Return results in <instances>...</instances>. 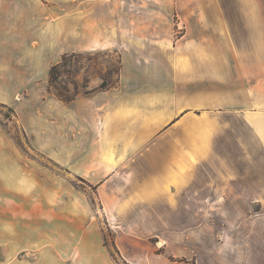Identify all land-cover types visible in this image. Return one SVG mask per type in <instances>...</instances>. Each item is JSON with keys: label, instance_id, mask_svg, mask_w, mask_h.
<instances>
[{"label": "crops", "instance_id": "obj_1", "mask_svg": "<svg viewBox=\"0 0 264 264\" xmlns=\"http://www.w3.org/2000/svg\"><path fill=\"white\" fill-rule=\"evenodd\" d=\"M75 4L43 42L0 40V102L65 173L0 122V264L41 249L43 264H114L100 217L125 264H264V0ZM68 44L117 53L118 85L70 103L26 92L15 65Z\"/></svg>", "mask_w": 264, "mask_h": 264}, {"label": "rangeland", "instance_id": "obj_2", "mask_svg": "<svg viewBox=\"0 0 264 264\" xmlns=\"http://www.w3.org/2000/svg\"><path fill=\"white\" fill-rule=\"evenodd\" d=\"M76 2H81V0H21V3H25V6L20 7L19 13H12L7 7H4L2 15H0V40L4 41L12 39L13 35L16 37L17 32H19L18 34L21 42H43L42 37L47 34V32H45L46 30H44V25L45 22L48 21L49 15L55 13V17L51 20L57 19L63 14H67L68 17L74 20L76 14ZM87 2L88 1H83V3ZM177 21L178 17H174L173 22L176 25ZM29 24L36 26V29L27 30L26 27H28ZM17 25L19 26V31ZM13 29L14 34H12ZM183 31L184 30L175 28L174 32H172L173 38L176 39L183 35ZM34 33L37 37L29 39V36ZM69 35L73 34L69 33ZM163 35H166V33ZM51 42L54 44V41ZM69 44L68 46H62L59 48L56 56H53L51 63L39 65L20 63L15 65L20 73V83L26 87V92L30 91L33 94L34 91H37L40 93L43 89L44 93H42L45 96L47 95L46 97L51 95L58 98L56 96L58 92H62L64 95L70 97L75 96L77 92L79 95L88 96L86 95L87 92H91L92 94L95 93L96 90H100L101 85L104 82H106L107 88H113L118 85L121 59L117 53L108 50H96L84 54H76L75 52H72L74 47L71 48V45ZM66 50H69V54H67L69 57L59 69V73L56 77L57 80L52 79L50 81L49 75L51 68L62 61V53ZM73 82L76 83L77 88ZM66 88L69 90V93H67ZM20 94L15 97L16 100H23L28 96L25 93ZM25 112H27V110ZM16 116V112H12L10 106L0 102V122L10 132L19 147V150L25 152L33 161L35 160L37 163L46 165L52 170L65 174L61 171L56 162L47 158L38 148L35 147L33 138L28 135L23 124ZM68 178L72 180L77 188L89 194V197L95 205V209L98 210L99 207L96 197L85 182L70 175H68ZM100 220L104 231V244L109 250L114 264H125L121 256L113 247V230L106 225L101 217ZM42 251L43 250L41 249L35 253H21L15 258V261L18 262L19 260L20 264H43Z\"/></svg>", "mask_w": 264, "mask_h": 264}, {"label": "trees", "instance_id": "obj_3", "mask_svg": "<svg viewBox=\"0 0 264 264\" xmlns=\"http://www.w3.org/2000/svg\"><path fill=\"white\" fill-rule=\"evenodd\" d=\"M68 57H69L68 55H65L60 63L54 65V66L51 68V70H50V75H49L50 81H51L52 79L57 80L56 77H57V75H58V73H59V69H60V68L63 66V64L66 62V60H67ZM73 84L76 86V83L73 82ZM76 88H77V86H76ZM107 89H110V88H107V84H106V82H104V83L101 85L100 90H96V91H103V90H107ZM66 91H67V93H69V90H68L67 88H66ZM90 94H92V93H91V92H87V93H86V95H90ZM78 95H79L78 92H77L76 95L73 96V97H70V96L64 95L62 92H58V93L56 94V96H57L61 101L65 102V103H70V102H72L73 100H75V98H76ZM12 112L15 113V111H14L13 109H12ZM113 247H114V249L117 251V253H119L118 250H117V247H116L115 244H114V242H113Z\"/></svg>", "mask_w": 264, "mask_h": 264}, {"label": "built area", "instance_id": "obj_4", "mask_svg": "<svg viewBox=\"0 0 264 264\" xmlns=\"http://www.w3.org/2000/svg\"><path fill=\"white\" fill-rule=\"evenodd\" d=\"M177 28H178L179 30H183V29H184L183 27H181V23H180V22H177Z\"/></svg>", "mask_w": 264, "mask_h": 264}]
</instances>
